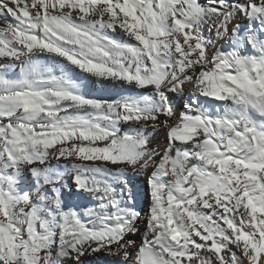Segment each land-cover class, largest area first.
<instances>
[{
  "label": "snow or ice",
  "instance_id": "snow-or-ice-1",
  "mask_svg": "<svg viewBox=\"0 0 264 264\" xmlns=\"http://www.w3.org/2000/svg\"><path fill=\"white\" fill-rule=\"evenodd\" d=\"M0 264H264V0H0Z\"/></svg>",
  "mask_w": 264,
  "mask_h": 264
}]
</instances>
